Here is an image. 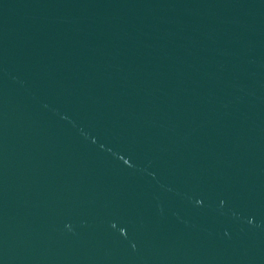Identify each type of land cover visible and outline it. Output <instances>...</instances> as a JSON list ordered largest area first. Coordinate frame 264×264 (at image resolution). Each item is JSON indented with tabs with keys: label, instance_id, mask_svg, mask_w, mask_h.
Returning <instances> with one entry per match:
<instances>
[{
	"label": "water",
	"instance_id": "obj_1",
	"mask_svg": "<svg viewBox=\"0 0 264 264\" xmlns=\"http://www.w3.org/2000/svg\"><path fill=\"white\" fill-rule=\"evenodd\" d=\"M0 264H264V0H0Z\"/></svg>",
	"mask_w": 264,
	"mask_h": 264
}]
</instances>
